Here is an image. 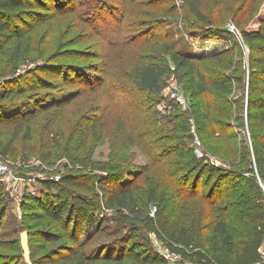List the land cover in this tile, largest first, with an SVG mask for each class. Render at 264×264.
I'll return each mask as SVG.
<instances>
[{"label":"rangeland","instance_id":"obj_1","mask_svg":"<svg viewBox=\"0 0 264 264\" xmlns=\"http://www.w3.org/2000/svg\"><path fill=\"white\" fill-rule=\"evenodd\" d=\"M138 1L147 6L137 10L134 0H41L37 13L21 23V30L32 25L21 49L17 52L14 37L0 50V153L17 176L14 185L0 177L6 205L0 207V264H76L77 250L89 257L88 264H196L120 213L103 211L65 227L63 219L33 207L27 195L52 204L53 191L44 180L78 173L97 183L95 175L105 176V170L120 166L126 170L120 183L157 189L170 213L172 233L189 217L181 198L173 194L171 175L188 172L182 166L185 156L176 153L206 157L224 170L222 175L242 171V160L246 169L254 164L255 127H250L247 111L252 93L264 96L259 77L264 75V40L249 45L242 30L264 33V0H204L205 20L195 17L182 0ZM209 23L220 35H202ZM168 44L173 51L200 58L206 70L226 73L232 92H212L207 100L193 96L178 65L161 52ZM152 50L170 66L160 95L142 89L133 75ZM206 101L211 104V127L195 118ZM207 174L200 179L198 200H190L196 211L192 216L203 212L207 217L209 212L210 200L203 201V195L214 183ZM190 175L188 184L179 183L187 192L195 173ZM257 178L264 186V179ZM221 181L232 186L241 180L229 176ZM73 191L92 192L83 187ZM236 218L235 212L227 215L232 224ZM206 223L197 220L198 225ZM23 232H28L30 261L22 247ZM200 239L205 242L207 233ZM143 257L155 262L141 263Z\"/></svg>","mask_w":264,"mask_h":264},{"label":"trees","instance_id":"obj_2","mask_svg":"<svg viewBox=\"0 0 264 264\" xmlns=\"http://www.w3.org/2000/svg\"><path fill=\"white\" fill-rule=\"evenodd\" d=\"M182 1L195 17L205 20L206 17L202 10L204 0ZM133 4L137 10L139 7L147 6L138 0H134ZM41 5V0H0V50H3L14 37L18 39L17 52L21 49L23 38L27 32L32 30V25L21 30V23H25L30 14H36L37 8ZM210 24L207 25L209 27L203 31L202 35H208L209 38L220 35V29L211 27ZM242 36L252 46L256 40H264L262 31L249 27L242 30ZM166 46L168 49H163L162 54L171 56L172 61L178 65V69L183 73L185 88L193 96L206 97L207 100L212 92L225 94L232 92V78L226 73L206 70L200 58L186 55L181 51H173L170 44ZM157 52L158 50H152L147 53L134 67L133 75L142 89L160 95L165 88L164 78L170 71V66L157 56ZM232 66L224 65V68L229 69ZM258 76L259 74L256 75ZM262 76L264 81V75L260 74L259 77ZM26 82L31 85L36 83L30 79ZM210 106L211 104L206 101L204 110L201 113L196 111L197 124L204 121V125L211 127L213 122ZM247 114L250 127L253 125L255 127L251 135L254 164L247 169L245 160H242L244 164L242 171L222 175L224 170L206 157L198 159L193 152L175 154L185 156L182 166L187 168L188 172L179 171L171 175L170 179L174 181L173 194L181 198L182 208L188 211L189 217L184 216L181 228L172 233L169 231L170 213L157 189L152 188L146 191L134 181L120 183L122 176L126 173V170L120 166L114 165L110 170H105L107 173L105 176L95 175L97 183H89L86 175L78 173L64 174L59 181L44 180V185L53 191L55 201L52 204L35 194L27 195V197L32 200L33 207L44 208L47 216L56 220L63 219L65 227H69L72 220L83 223L92 215L111 210L114 213H120L121 216L124 215L135 224L145 226L171 252L180 255L183 259H192L196 264H261L263 263L262 247L264 245V186L259 182L257 174L264 179V96H255L253 93L249 96ZM27 130L29 131L30 128L27 127ZM161 140L166 142L168 139L162 137ZM168 152L167 150L164 153V159L169 157ZM78 162L75 161V164ZM191 172L195 173V176L191 192H187L186 190H189L187 186L179 183L188 184L189 179L192 178ZM207 172L208 182L214 183L205 196L203 195V201L210 200L208 201L209 212L207 217L203 212L199 217L192 216L196 211L191 209L190 200H198L199 182ZM215 173H219L216 178H214ZM229 176L241 181L232 186L221 181V178ZM92 178L94 179V177L90 179ZM80 187L92 192L82 195L73 191V188ZM218 197L222 200L219 204ZM5 206L0 195V207L4 210ZM233 212L237 216L235 224L227 219V215ZM198 219L199 221L206 220L207 223L198 225ZM203 232L207 233L205 242L200 239ZM76 253H79L76 264H88L90 259L84 251L77 250ZM140 262L154 263L155 259L143 257Z\"/></svg>","mask_w":264,"mask_h":264},{"label":"built area","instance_id":"obj_3","mask_svg":"<svg viewBox=\"0 0 264 264\" xmlns=\"http://www.w3.org/2000/svg\"><path fill=\"white\" fill-rule=\"evenodd\" d=\"M232 29L235 30V27L232 26ZM174 94H173V98L175 99L177 98L179 102L182 105H184V101L178 98L177 93H174ZM212 162L215 163L214 161ZM0 177L2 178L3 181L5 180V182H7L8 185H14V183L16 182V177H17L11 172L9 161L1 153H0Z\"/></svg>","mask_w":264,"mask_h":264},{"label":"water","instance_id":"obj_4","mask_svg":"<svg viewBox=\"0 0 264 264\" xmlns=\"http://www.w3.org/2000/svg\"><path fill=\"white\" fill-rule=\"evenodd\" d=\"M21 242H22V247L24 250L25 258L27 261H30V245H29V240H28V232H23L21 235Z\"/></svg>","mask_w":264,"mask_h":264},{"label":"crops","instance_id":"obj_5","mask_svg":"<svg viewBox=\"0 0 264 264\" xmlns=\"http://www.w3.org/2000/svg\"><path fill=\"white\" fill-rule=\"evenodd\" d=\"M264 246V245H263ZM263 261H264V256H263Z\"/></svg>","mask_w":264,"mask_h":264}]
</instances>
